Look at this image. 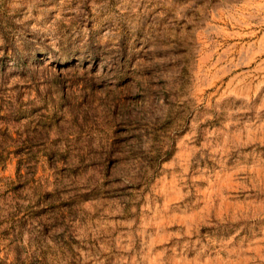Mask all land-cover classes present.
<instances>
[{"label": "rangeland", "instance_id": "rangeland-1", "mask_svg": "<svg viewBox=\"0 0 264 264\" xmlns=\"http://www.w3.org/2000/svg\"><path fill=\"white\" fill-rule=\"evenodd\" d=\"M0 264H264V0H0Z\"/></svg>", "mask_w": 264, "mask_h": 264}]
</instances>
